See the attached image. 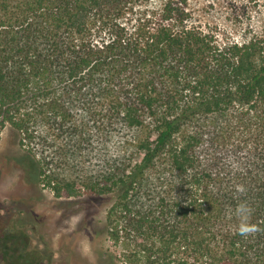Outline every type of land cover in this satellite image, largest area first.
I'll list each match as a JSON object with an SVG mask.
<instances>
[{
  "label": "trees",
  "instance_id": "obj_1",
  "mask_svg": "<svg viewBox=\"0 0 264 264\" xmlns=\"http://www.w3.org/2000/svg\"><path fill=\"white\" fill-rule=\"evenodd\" d=\"M203 15L0 0V133L56 196L109 197L115 264H264V231L242 237L232 215L247 201L264 229V25L222 35ZM28 244L0 216V264L49 263Z\"/></svg>",
  "mask_w": 264,
  "mask_h": 264
},
{
  "label": "rangeland",
  "instance_id": "obj_2",
  "mask_svg": "<svg viewBox=\"0 0 264 264\" xmlns=\"http://www.w3.org/2000/svg\"><path fill=\"white\" fill-rule=\"evenodd\" d=\"M158 0H152L156 3ZM222 35H240L264 25V0H189ZM206 10V12L203 11ZM17 130L0 133V216L17 234L29 236L28 249H39L48 264H115V247L101 232L108 196L82 189L56 196L38 180L35 158L19 145ZM118 262V261H117ZM118 264H126L119 260Z\"/></svg>",
  "mask_w": 264,
  "mask_h": 264
},
{
  "label": "clouds",
  "instance_id": "obj_3",
  "mask_svg": "<svg viewBox=\"0 0 264 264\" xmlns=\"http://www.w3.org/2000/svg\"><path fill=\"white\" fill-rule=\"evenodd\" d=\"M237 192L244 193L245 188L243 185L237 186ZM253 214V208L247 201L241 200L237 203L235 209L232 211V215L235 216L238 223L235 226V233L242 237H250L254 236L260 231H264L261 229L258 224L251 222V217Z\"/></svg>",
  "mask_w": 264,
  "mask_h": 264
}]
</instances>
